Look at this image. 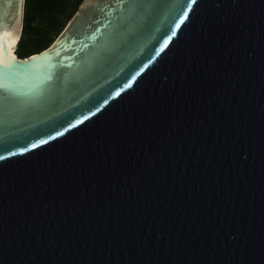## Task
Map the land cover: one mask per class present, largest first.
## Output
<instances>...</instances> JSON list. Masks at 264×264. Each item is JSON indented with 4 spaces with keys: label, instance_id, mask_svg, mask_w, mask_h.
Here are the masks:
<instances>
[{
    "label": "water",
    "instance_id": "obj_1",
    "mask_svg": "<svg viewBox=\"0 0 264 264\" xmlns=\"http://www.w3.org/2000/svg\"><path fill=\"white\" fill-rule=\"evenodd\" d=\"M24 9L0 0V264H264V0H81L20 58Z\"/></svg>",
    "mask_w": 264,
    "mask_h": 264
},
{
    "label": "trees",
    "instance_id": "obj_2",
    "mask_svg": "<svg viewBox=\"0 0 264 264\" xmlns=\"http://www.w3.org/2000/svg\"><path fill=\"white\" fill-rule=\"evenodd\" d=\"M81 0H25L22 36L16 47L20 58L48 47L65 27Z\"/></svg>",
    "mask_w": 264,
    "mask_h": 264
},
{
    "label": "rangeland",
    "instance_id": "obj_3",
    "mask_svg": "<svg viewBox=\"0 0 264 264\" xmlns=\"http://www.w3.org/2000/svg\"><path fill=\"white\" fill-rule=\"evenodd\" d=\"M65 26H66V24H65ZM63 29H64V28H63ZM63 29H62V30H63ZM62 30H61V31H62ZM61 31H60V33H61ZM60 33H59V34H57V35H56V37H57V36H59V35H60ZM56 37H55V38H56Z\"/></svg>",
    "mask_w": 264,
    "mask_h": 264
},
{
    "label": "bare ground",
    "instance_id": "obj_4",
    "mask_svg": "<svg viewBox=\"0 0 264 264\" xmlns=\"http://www.w3.org/2000/svg\"><path fill=\"white\" fill-rule=\"evenodd\" d=\"M15 46H16V45H15ZM15 48H16V47H14V50H15ZM14 50H13V51H14ZM13 54H14V53L12 52V56H13ZM13 57H14V56H13Z\"/></svg>",
    "mask_w": 264,
    "mask_h": 264
},
{
    "label": "snow or ice",
    "instance_id": "obj_5",
    "mask_svg": "<svg viewBox=\"0 0 264 264\" xmlns=\"http://www.w3.org/2000/svg\"><path fill=\"white\" fill-rule=\"evenodd\" d=\"M3 157H0V159H2Z\"/></svg>",
    "mask_w": 264,
    "mask_h": 264
}]
</instances>
